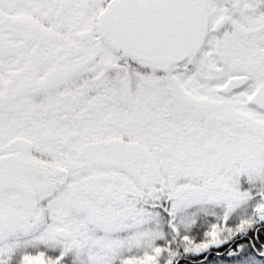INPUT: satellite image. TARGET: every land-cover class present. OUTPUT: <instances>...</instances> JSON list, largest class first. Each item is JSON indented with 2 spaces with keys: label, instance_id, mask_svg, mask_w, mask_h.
<instances>
[{
  "label": "snow or ice",
  "instance_id": "obj_1",
  "mask_svg": "<svg viewBox=\"0 0 264 264\" xmlns=\"http://www.w3.org/2000/svg\"><path fill=\"white\" fill-rule=\"evenodd\" d=\"M185 256L264 264V0H0V264Z\"/></svg>",
  "mask_w": 264,
  "mask_h": 264
},
{
  "label": "trees",
  "instance_id": "obj_2",
  "mask_svg": "<svg viewBox=\"0 0 264 264\" xmlns=\"http://www.w3.org/2000/svg\"><path fill=\"white\" fill-rule=\"evenodd\" d=\"M199 239V237H197ZM221 252L224 251V249L219 250ZM217 250L213 249L209 254H207L208 256V260L210 261H220L221 257H218L216 255ZM180 264H203V257H196V256H185Z\"/></svg>",
  "mask_w": 264,
  "mask_h": 264
}]
</instances>
